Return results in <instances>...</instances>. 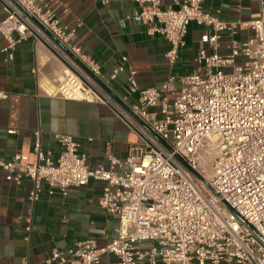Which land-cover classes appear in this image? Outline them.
<instances>
[{"label": "built area", "instance_id": "obj_1", "mask_svg": "<svg viewBox=\"0 0 264 264\" xmlns=\"http://www.w3.org/2000/svg\"><path fill=\"white\" fill-rule=\"evenodd\" d=\"M138 1L141 9L133 18L168 40L170 63L177 60L191 22L207 29L200 66L180 78L179 90L174 76L159 86H140L131 70L129 91L137 101L129 103L90 81L38 25L106 83L99 64L74 42L82 21L62 25L51 8L55 0H0L7 58L23 39L44 43L64 62L63 82L74 86L62 84L49 94L106 104L137 137L125 161L109 155V166L91 167L71 135H56L61 152L54 160L36 132L32 153L0 159V169L18 185L31 180V207L45 185L66 196L91 180L104 183L99 205L119 217L118 235L101 247L92 238L80 241L67 257L53 251L48 264H100L105 254L115 255L118 264H264V241L249 226L264 237V0H256L258 14L247 22L218 19L203 10V0H182L177 9H162L161 0ZM239 25L253 30L244 43H235L226 56L207 53L205 44L217 49L221 33H235ZM237 57L244 58L239 65Z\"/></svg>", "mask_w": 264, "mask_h": 264}, {"label": "crops", "instance_id": "obj_2", "mask_svg": "<svg viewBox=\"0 0 264 264\" xmlns=\"http://www.w3.org/2000/svg\"><path fill=\"white\" fill-rule=\"evenodd\" d=\"M180 1L161 0V8L177 9ZM202 6L222 21L247 22L259 11L256 0H203ZM51 8L62 25L73 27L82 21L76 28L75 44L99 64L108 87L117 96L127 97L129 103L137 101V95L129 91L131 70L136 71L140 86H159L174 76L179 90L180 78L200 66L197 57L205 25H188L179 56L170 63L166 56L168 40L160 33H149L147 25L133 18L141 9L138 0H55ZM4 17L0 3V23ZM252 34L251 28L239 25L235 33H221L217 49L209 44L204 47L208 54L216 50L226 56L235 43H244ZM5 45L0 32V94L6 95L0 97V159L32 153L36 132L41 134L43 151L54 160L61 152L56 138L59 134L76 140L91 167L109 166V155L127 159L137 137L108 105L44 91L42 82L57 83L62 73L61 60L54 50L28 37L16 45L13 58L8 59ZM243 61V57L235 59L238 65ZM118 68L122 70L113 77ZM31 188L29 178L18 185L7 181L0 169V264H48L53 251L67 257L80 241L92 238L101 247L118 235L119 217L99 205L102 181L91 180L66 196L60 189L50 190L45 185L33 207L28 200ZM29 213L30 232L25 229ZM100 264H118V258L105 254Z\"/></svg>", "mask_w": 264, "mask_h": 264}, {"label": "water", "instance_id": "obj_3", "mask_svg": "<svg viewBox=\"0 0 264 264\" xmlns=\"http://www.w3.org/2000/svg\"><path fill=\"white\" fill-rule=\"evenodd\" d=\"M38 25L68 57H70L79 67H81L90 77H92L104 90H106L117 100H120V98L108 87V85L101 78L96 76L75 54H73L69 49H67L65 45H63L57 38H55L52 33H50L47 29L42 27L39 23ZM194 172L197 173L196 171ZM241 219L245 222L243 218ZM249 226L264 241V237L260 233H258L254 227H252L251 225Z\"/></svg>", "mask_w": 264, "mask_h": 264}, {"label": "bare ground", "instance_id": "obj_4", "mask_svg": "<svg viewBox=\"0 0 264 264\" xmlns=\"http://www.w3.org/2000/svg\"><path fill=\"white\" fill-rule=\"evenodd\" d=\"M83 71V70H82ZM85 74H86V76L88 77V79H90V81H92L94 84H96V85H98V83L92 78V77H90L85 71H83ZM67 73H69V72H67ZM70 74V73H69ZM65 78V77H64ZM59 81H62V76H61V78H59ZM63 84V87H67V88H69V89H73L74 90V86L73 85H71V82L70 81H65V82H63V83H60V84H56V85H46V84H43L42 85V88L44 89V91H46L47 93H50L51 91L50 90H54V89H59V87H60V85H62ZM49 86V87H48ZM78 92V91H77ZM79 94V93H78Z\"/></svg>", "mask_w": 264, "mask_h": 264}, {"label": "rangeland", "instance_id": "obj_5", "mask_svg": "<svg viewBox=\"0 0 264 264\" xmlns=\"http://www.w3.org/2000/svg\"><path fill=\"white\" fill-rule=\"evenodd\" d=\"M61 60V63H62V66H61V68H62V73H61V75H60V78H61V76H62V81H58L57 83H50V82H42V85L43 84H46V85H56V84H59L60 82H63V80L65 79L64 77H65V75H66V72H65V70H66V67H65V65H64V62L62 61V59H60ZM48 86V87H49ZM51 91V90H50ZM170 100H172V96L170 95Z\"/></svg>", "mask_w": 264, "mask_h": 264}]
</instances>
